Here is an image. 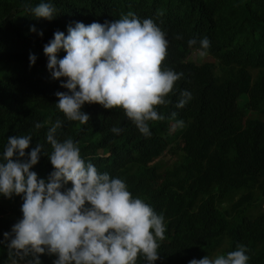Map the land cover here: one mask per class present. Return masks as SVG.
Here are the masks:
<instances>
[{
	"label": "trees",
	"instance_id": "trees-1",
	"mask_svg": "<svg viewBox=\"0 0 264 264\" xmlns=\"http://www.w3.org/2000/svg\"><path fill=\"white\" fill-rule=\"evenodd\" d=\"M26 2L40 0H0V152L9 136L31 133L26 151L44 144L33 170L47 178L53 165L46 132L59 119V139L77 141L82 157L124 179L134 196L163 213L167 228L156 264H188L238 244L247 245L248 264H264V0H52V19L34 16ZM129 11L165 31L163 65L183 73L169 93L171 103L158 106L165 119L149 122L151 136L122 108L99 102L83 106L87 123L68 120L56 105V92L69 91L60 83L66 78L52 77L43 51L56 30L67 34L76 21L103 23ZM204 36L211 59L198 63L189 55L199 43L188 40ZM30 53L37 56L32 65ZM185 89L192 98L177 107ZM244 94L248 101L240 104ZM179 119L184 126L172 130ZM37 121L44 126L35 128ZM114 125L122 131L114 133ZM17 201L0 195V241L22 217ZM39 255L41 264L56 259ZM0 264H12L3 243ZM137 264H144L142 257Z\"/></svg>",
	"mask_w": 264,
	"mask_h": 264
},
{
	"label": "clouds",
	"instance_id": "clouds-1",
	"mask_svg": "<svg viewBox=\"0 0 264 264\" xmlns=\"http://www.w3.org/2000/svg\"><path fill=\"white\" fill-rule=\"evenodd\" d=\"M25 6L36 17L56 15L52 0ZM197 43V55L205 57L210 39L188 40L190 46ZM168 45L165 31L151 17L141 19L131 11L103 23L76 21L67 26V34L56 30L43 51L52 77L66 78L60 83L69 91L56 92L57 107L68 120L81 124L90 118L83 110L86 102L122 108L143 135L151 136L149 122L165 119L158 106L171 103L169 93L183 76L163 65ZM61 49L66 55L58 57ZM36 59L35 53L29 54L30 65ZM191 98L192 93L183 90L176 106L184 107ZM184 123L175 120L172 130ZM43 126L35 123L37 129ZM61 127L58 119L47 128L52 151H45L53 165L47 178L33 170L44 144L26 151L31 133L9 136L0 152V195L23 194L22 217L0 241L7 245L12 264H41L39 254L46 252L56 255L53 264H137L138 257L144 264H156L167 228L163 213L134 196L124 179L82 157L77 141L59 139ZM112 131L118 134L122 129L114 125ZM249 259L247 245L238 244L226 253L192 258L188 264H248Z\"/></svg>",
	"mask_w": 264,
	"mask_h": 264
},
{
	"label": "rangeland",
	"instance_id": "rangeland-1",
	"mask_svg": "<svg viewBox=\"0 0 264 264\" xmlns=\"http://www.w3.org/2000/svg\"><path fill=\"white\" fill-rule=\"evenodd\" d=\"M189 58L192 59V60H194V61H197L198 63H199V62H202V61H207V60H210V59H211V57L208 56V55H206L205 57H200V56H198L196 50H194V51L189 55ZM247 101H248V97H247L246 94H244V95L240 98V104H244V103H246ZM167 159H168V158H167ZM167 159H166V160H167ZM167 161H168V160H167ZM169 163H170V161H169ZM22 195H23V194H14V195H13V197H14V196L18 197V201H17L18 205H22V203H23ZM12 217H13V218H17L16 215H14V216H12Z\"/></svg>",
	"mask_w": 264,
	"mask_h": 264
}]
</instances>
